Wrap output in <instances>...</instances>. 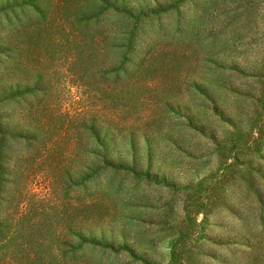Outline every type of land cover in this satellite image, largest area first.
Listing matches in <instances>:
<instances>
[{
	"label": "rangeland",
	"instance_id": "obj_1",
	"mask_svg": "<svg viewBox=\"0 0 264 264\" xmlns=\"http://www.w3.org/2000/svg\"><path fill=\"white\" fill-rule=\"evenodd\" d=\"M89 18L106 33L83 38ZM125 62L121 80L135 86L129 131L114 113L116 76L107 93L79 85ZM39 75L50 76L56 115L93 119L92 133L118 137L113 169L80 185L81 175L70 183L67 170L35 163L17 119ZM8 86H20L19 99L4 101ZM4 127L27 217L67 239L54 242V260L264 264V0H0Z\"/></svg>",
	"mask_w": 264,
	"mask_h": 264
},
{
	"label": "trees",
	"instance_id": "obj_2",
	"mask_svg": "<svg viewBox=\"0 0 264 264\" xmlns=\"http://www.w3.org/2000/svg\"><path fill=\"white\" fill-rule=\"evenodd\" d=\"M92 31H98L101 34L106 33L105 26L99 22V18L87 20L83 38L87 36L86 33H92ZM105 40L103 41L105 42ZM81 69L85 74L93 70L96 71V68ZM97 69L102 72L103 78L101 80L98 78L94 80L90 77L86 80V84L80 83L79 85L89 88L92 84L97 83L107 93L110 88L108 81L112 79L111 76H116L119 84L118 88L115 89L118 94L114 95V100L118 103V110L114 113L120 116V125L118 126L122 127L124 131L133 130L137 122L129 114L132 112L131 95L135 86L129 78L121 80L124 72L128 71L126 62L119 66L116 71L107 72L104 71V68ZM9 75L12 79H17L20 74L10 72ZM39 76L38 83L33 87V90L27 92V95L32 96L33 99L34 94H37L36 99H34L35 102L31 100L33 102L31 107L26 108V113L22 109L17 119L21 128V131L17 132L21 145L30 154L36 152L35 163L38 160L48 162L50 167L53 166V169L57 171L56 174L54 173L56 176L61 175L63 170H67L65 172H67L70 183L76 182V177L81 175L84 182L80 185L113 169L115 163L111 156L113 155V145L116 144L118 137L106 138L92 133L89 130V124H92L93 119L90 122H87V118L68 122L64 115H56V110L47 102L52 101L54 94L50 76ZM19 88L20 86L17 88L8 86L11 96H7L5 91L4 101L19 99L21 91ZM107 103L108 101H105V104ZM115 118V115L112 116L109 122L105 121V124H116ZM141 121L143 125L148 122L146 119H141ZM80 125L85 130L77 131L75 134L72 129H78ZM5 131L4 127V133H0V245L4 246V264H64L65 260H62V257L59 261L54 260L57 256V251L54 250V242L68 243L67 239L62 238L61 235H56V231H50L53 229L52 225L44 226L39 221L33 222L26 215L27 200H20V196L26 195V189L23 188V192L19 191L18 167L16 170H11V166L6 165L4 148L7 151L6 147H10L11 143L8 142L10 135H4ZM78 162H82L80 168L77 165ZM79 186L71 185L70 188L74 190ZM7 189L10 192L9 195H5ZM87 209L91 214V207Z\"/></svg>",
	"mask_w": 264,
	"mask_h": 264
}]
</instances>
